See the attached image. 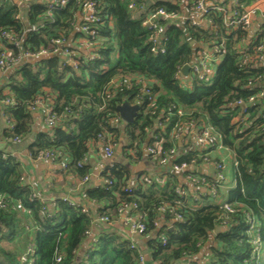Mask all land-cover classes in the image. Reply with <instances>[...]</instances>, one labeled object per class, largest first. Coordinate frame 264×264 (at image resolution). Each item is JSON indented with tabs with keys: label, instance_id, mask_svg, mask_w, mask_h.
I'll return each mask as SVG.
<instances>
[{
	"label": "trees",
	"instance_id": "obj_1",
	"mask_svg": "<svg viewBox=\"0 0 264 264\" xmlns=\"http://www.w3.org/2000/svg\"><path fill=\"white\" fill-rule=\"evenodd\" d=\"M19 1L0 0V34L6 31L20 39V46H16L0 37V53L7 51L12 57L42 49L50 53L25 58L0 79V101L13 100L12 105L3 104L9 122L4 131L7 139H28L33 133L32 105L37 99L50 101L61 122L36 134L29 146L31 155L37 158L41 152H54L66 162L68 174L83 180L89 176V168L82 161L90 145L101 142L100 135L112 134L110 140L116 144L124 134L137 152L146 143L155 146L161 142L166 152L179 149L175 138L179 127H210L217 143L233 151L238 162L236 185L223 194V203L231 204L235 211H226L209 194L200 202L192 195L179 194L174 181L161 186L148 178L130 187L129 170L122 165L105 173L111 183L83 187L79 202L55 198L51 203L24 182L20 160L0 149V198L6 202L5 208L0 207V264H264V97L248 101L264 89V62L254 56L256 47L264 42V26L249 39L246 28L228 27L225 12L215 8L207 14L211 20L207 27L161 19L166 29L160 47L165 51L154 52L150 40L153 31L143 22L159 8L180 13V1L92 0L98 19L89 26L98 31V57L88 60L82 55L76 69L52 51L54 40L68 42L81 24L85 0H69L64 6L52 4L53 0H32L20 6ZM252 1L238 0V8ZM133 2L136 8L130 7ZM82 35L79 30L76 38ZM191 40L219 48L214 52L219 61L209 78L200 79L192 72L188 80L177 77L193 60ZM132 75L152 81L154 103L147 101L140 85L119 88L107 96L111 81ZM239 100L245 102L244 107L237 104ZM124 102L140 104L141 109L122 130L112 120L120 116L117 107ZM207 153L208 149L188 150L180 153L175 163L201 164ZM161 158L156 154L157 160ZM202 178L209 187L218 186L214 178ZM92 201L100 204L98 217L110 220L123 204H136L131 215L143 216L144 236L150 235L149 258L139 245L109 225L102 227L82 252L95 220L86 207ZM163 206L175 207L181 218L160 212ZM248 216L262 240L260 257L253 256ZM161 219L171 222L173 230L157 226ZM219 226L223 230L216 234ZM212 234L215 246L204 258L195 259ZM29 244H33V252L27 253Z\"/></svg>",
	"mask_w": 264,
	"mask_h": 264
},
{
	"label": "crops",
	"instance_id": "obj_2",
	"mask_svg": "<svg viewBox=\"0 0 264 264\" xmlns=\"http://www.w3.org/2000/svg\"><path fill=\"white\" fill-rule=\"evenodd\" d=\"M147 3H154L160 0H144ZM177 2L179 0H170ZM207 3L213 6H222L230 13L235 7L237 0H206ZM20 6H24L21 1H19ZM182 9L180 11V17L175 22H178L181 25L189 22L191 25L199 26H208L210 24L209 19L206 14L201 11L193 10L187 8L180 4ZM81 18L79 19V22ZM264 26V17L259 12L253 18L251 26L247 29L249 34V39L256 37L260 32L263 31ZM80 30V25H77L76 30L71 34L68 39L67 45L72 48H77L81 55L86 54V50L78 47V38L76 35ZM194 42L195 54L193 60L190 64H199L198 56L202 51L211 52L212 48L203 43L191 40ZM61 59L67 60L63 54H57ZM25 60V59H24ZM22 60L20 63H22ZM219 61V60H218ZM217 59L213 62H218ZM19 63V64H20ZM211 69V75L215 71V66L209 65ZM191 69V67H190ZM4 75H6L4 73ZM184 78L188 80L191 73L187 76L181 74ZM33 111V133L27 139H20V141H15L13 139H7L4 135V131L9 125L7 117L4 114V105L0 101V149H5L7 152L11 153L17 157L21 164L23 170V180L25 183L31 185L35 193L41 198L48 200L52 203L55 198H68L71 201H80L83 187L87 188H99L106 183V177L104 176L106 172L109 171L110 167L122 165L126 166L129 170L128 186L135 187L141 182L146 181L148 178H154L159 185L164 186L165 182L174 181L179 186V189L183 193L192 195L195 198V201H201V197L205 195H211L208 188L200 185L197 181L203 176H209L215 178L216 166L213 162L223 160L225 162V185L221 187L219 197L214 198L211 195V200L216 203H222L223 194L228 192L231 189V186L227 185L228 176L235 175V155L234 152L230 149L223 147L222 145L212 147L208 149V156L210 157V163L203 162L201 164H193L187 169H177V164L175 159L180 155V153H185L188 150H197L201 151L200 146L197 144V137L200 129H194L185 127L180 132L177 133V144L179 149H176L177 155L171 158H168L166 161L157 160L156 155H152L148 151V144L146 143L143 146L142 151L137 152L135 148H131L130 139L122 134L119 138V142L116 144L113 143L114 155L112 158H109L103 149V144L100 141H95L89 147L87 154L86 164L89 168L88 181L83 185V180L79 179L73 174H68L65 170L66 167L62 166L63 159H59L58 156L54 158L47 159H37L31 155L29 146L36 136L40 132H47L50 127L44 121V108L39 106L37 109H32ZM122 124V123H121ZM117 125L122 130L124 129V124ZM198 130V132H196ZM109 139L112 138V134H108ZM197 171V174H194V171ZM203 203V202H202ZM199 203V204H202ZM196 204V203H195ZM87 209L90 208L92 214L95 217L93 226L89 232V236L86 238L85 242L82 245V252L85 251L91 241L96 238L102 227H107L108 225L113 227V229L121 236H124L128 239H131L134 243L139 245L145 252L147 250V242L150 238L148 236H140L134 233L130 227V218L131 212H117L113 214L111 223H106L102 220H99L98 209L100 204L97 202H88L86 204ZM163 217V216H162ZM166 226L167 228L173 227L172 223L161 219L159 221V227ZM215 246L214 235H210L209 240L205 246L201 249L199 254L195 259H202L210 253L211 247ZM148 253L146 252V257Z\"/></svg>",
	"mask_w": 264,
	"mask_h": 264
},
{
	"label": "built area",
	"instance_id": "obj_3",
	"mask_svg": "<svg viewBox=\"0 0 264 264\" xmlns=\"http://www.w3.org/2000/svg\"><path fill=\"white\" fill-rule=\"evenodd\" d=\"M23 4H28L30 3L32 0H20ZM69 0H53V3H58L61 6H64ZM180 3L190 9L193 10H197V11H201L204 14H208L210 12L211 8H215L218 11L221 12H225V23L228 27H232V26H239L242 25L244 28L248 29L253 21V18L255 17V15H257L259 12L263 15L264 17V0H254L250 3H246L244 5H241L240 8H238V0L236 1L235 7L232 10V12L230 13V17H227L229 14L227 12V10L225 9V7L222 6H213L210 5V3H207L206 0H179ZM191 5V6H190ZM190 6V7H189ZM131 8H136V3L133 2L130 4ZM50 8H52V5H50ZM97 9H96V3H94L92 0H85V6H84V10L80 15L81 18V24H80V30L83 33V35L81 37L78 38V47L85 49L86 50V54H84V56L88 59V60H95L98 57L97 54V46H99V41H98V31L96 29H93L89 26V23L92 21H95L98 19L97 15ZM228 14V15H227ZM180 17V13H176V12H167L166 9L164 8H159L153 12H151L149 14V16L145 19V21L143 22L144 25L149 26L150 29H152L153 33L150 36V40H151V44H152V51L154 52H158L161 51L164 53L165 49L160 47L161 41L163 39V33L165 31V25L160 23L161 19H169V20H173L176 21L177 19H179ZM84 21V23H82ZM209 22H211V20H209ZM32 29H36L35 26L32 27ZM0 37H3L5 39H7L10 43L16 45V46H20V39H18L17 37L11 35L10 33L4 31L0 34ZM71 46L67 45L66 40L63 39H56L54 40V46H53V54H63L66 58L67 61L74 67L77 69L78 64H79V57H81L82 55L80 54V52L78 51L77 48L74 49H70ZM219 48L218 47H214V49H212L211 52H205L202 51L201 54L198 56L199 59V64H192L190 72L195 73L200 79L202 78H209L211 76V69L209 67L210 62H213L214 60H216V56L214 54L215 51H218ZM50 51L47 49H42L38 52H25L24 54H21L17 57H12L11 54L7 51H3L0 53V79H1V74H4L6 71H9L10 69H12L14 66H16L17 64H19L22 60H24L25 58H33V57H40V56H46L49 55ZM255 58L259 61V62H264V42L260 45H258L255 49ZM248 58V57H247ZM247 58L245 60V62L247 61ZM219 59H217L218 61ZM182 68L181 70L178 72V76L177 77H183L182 75ZM152 81L147 80L145 78H143L142 76L139 75H132V76H125L123 78L120 79H115L113 81H111L110 86L112 89H110V92L107 94L108 97H111L112 95H114L115 93H117V91L119 90V88H123V87H133L135 85H140V89L141 91H144L147 95V101L149 103H154L155 102V95L154 93L150 90L151 87V83ZM256 97H264V89L255 96H251L249 98V102H253ZM1 102L4 105H12L13 104V100L6 98L4 100H1ZM238 105H242L243 107L245 106V102L243 100H239L237 102ZM39 106H42L44 108V121L47 124L48 127L53 128L55 126H57L60 122H61V117H59L58 115L53 114L52 112V105L50 101H45L42 99H37L34 104L32 105V109H37ZM172 108L168 109V113L171 112ZM178 113L180 115L183 114L182 110H179ZM124 120L122 119L121 116L119 117H115L112 120V123L114 125H119L121 123H123ZM182 129L181 127L178 128V132H180ZM177 133L175 134V137H177ZM100 140L101 143L103 144V149L105 154L109 157L112 158L114 155V146L113 143L111 142V140L107 137V135H100ZM15 141H20V138H16L14 139ZM197 144L200 146L201 151L202 150H206L212 147H216L217 146V136L216 134L213 132V129L210 127L207 128H203L199 130V134L197 137ZM219 146V144H218ZM148 151L151 154H157V155H161L162 158L161 160L164 162L166 161L168 158H171L173 156L177 155V151L175 148L164 152L161 142L156 143L155 146H149L148 147ZM204 162L206 163H210V157L208 156V154L204 155ZM56 157L54 152H41L38 156L37 159H47V158H54ZM87 161V157H85L83 159V163H86ZM216 166V174H215V181L218 184V186H213V187H209V184L206 182V180L204 178H200L197 182L208 188L209 193L214 197V198H218L219 197V189H221V187H223L225 185V181H226V177H225V162L223 160L220 161H215L213 162ZM193 164V163H192ZM191 164V165H192ZM66 162H62V166L66 167ZM190 164L187 163H183L181 165H177V169L181 170V169H187L191 166ZM238 165V162L235 161V166ZM194 167H196L193 164ZM88 181V176L85 177L83 179V185L85 184V182ZM107 183H111L110 181L106 180ZM177 192L179 194L185 195V193L182 192L181 189H177ZM82 197H86V194L83 193ZM65 200H68V198H64ZM72 204H75V201H69ZM223 208L226 211L229 212H234L235 209L233 208V206L229 203H223ZM0 207L5 208L6 207V202L0 198ZM136 207V204H123L118 212H131V210L133 208ZM160 212L165 213L166 211H168L169 213L175 215L176 219L181 218V215H179L178 213H176V208L175 207H171L168 208L167 206H163L160 209ZM143 216L142 215H130V218L128 219L131 223H130V227L132 229V231L134 233H136L137 235L143 236L145 234L146 231V225L145 223L142 221ZM99 220H102L106 223H111V220L108 216H102L99 217ZM248 221L250 223V228H251V243L253 245V256L255 257H260V255L262 254V240L260 235L258 234L256 228H255V223L252 219L251 216H248ZM159 225V223H157V226ZM89 232H87V237L89 236ZM163 242L166 241L165 237H162ZM27 253L33 252V244H29L28 248H27ZM60 260V258H59ZM141 260L144 261V257H141ZM23 261L24 262H28V256L27 254L23 256ZM30 262H32V260H30Z\"/></svg>",
	"mask_w": 264,
	"mask_h": 264
},
{
	"label": "water",
	"instance_id": "obj_4",
	"mask_svg": "<svg viewBox=\"0 0 264 264\" xmlns=\"http://www.w3.org/2000/svg\"><path fill=\"white\" fill-rule=\"evenodd\" d=\"M191 44L194 45L195 43L191 42ZM190 67V64L184 65V67L182 68V74L184 76L188 75ZM1 78L5 79L6 76L4 74H1ZM140 109V104H131L129 102H124L117 107L120 116L127 124L132 123L135 120V118L139 115ZM158 122L159 119H156V123ZM196 132H198V130ZM170 230H173V227H170ZM222 230L223 228L219 226L215 229V233L217 234Z\"/></svg>",
	"mask_w": 264,
	"mask_h": 264
},
{
	"label": "rangeland",
	"instance_id": "obj_5",
	"mask_svg": "<svg viewBox=\"0 0 264 264\" xmlns=\"http://www.w3.org/2000/svg\"><path fill=\"white\" fill-rule=\"evenodd\" d=\"M217 63H218V62H210L211 66H212V65L215 66V69H216V67H217ZM122 125H123V123L121 124V126H122ZM227 185H228V186H231V187H235V185H236V181H235V177H234L233 174L230 175V176H228V179H227ZM5 246H8V245L6 244ZM147 258H149V257L147 256Z\"/></svg>",
	"mask_w": 264,
	"mask_h": 264
}]
</instances>
